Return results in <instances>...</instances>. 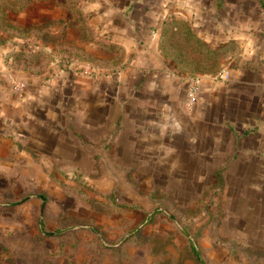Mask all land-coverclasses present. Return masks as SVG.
Segmentation results:
<instances>
[{"label": "rangeland", "instance_id": "1", "mask_svg": "<svg viewBox=\"0 0 264 264\" xmlns=\"http://www.w3.org/2000/svg\"><path fill=\"white\" fill-rule=\"evenodd\" d=\"M133 3L146 9L147 35L104 46L26 48L0 31V264H264L262 144L241 143L187 102L194 76L226 82L252 63L264 79L253 61L264 55V0H135L130 15ZM50 5L15 22L59 19ZM179 21L226 46L217 72L184 73L164 57L161 33ZM23 49L50 57L23 70L11 65ZM152 90L163 100L143 99Z\"/></svg>", "mask_w": 264, "mask_h": 264}, {"label": "crops", "instance_id": "2", "mask_svg": "<svg viewBox=\"0 0 264 264\" xmlns=\"http://www.w3.org/2000/svg\"><path fill=\"white\" fill-rule=\"evenodd\" d=\"M125 1L123 4L120 3L121 1L118 2V0L80 1V5L99 41H106L111 36L116 38V35L120 33L128 35V33L133 32L138 38L147 35L148 27L143 20V14H146V9L136 8V3H133V11L132 15H130L129 7L131 2L135 0ZM51 4L50 6H55V4ZM32 7L21 14L29 12L33 9ZM260 36H263L260 42L261 46H257V48H264V34ZM117 42L122 44L123 41L118 40ZM262 52L264 53V50ZM150 55V50L144 49L142 51V56H144L146 61ZM99 56L105 58L102 54ZM253 61L256 66H261V70L264 68L263 54L259 56L256 54ZM250 64L252 67V63ZM251 67L243 65L232 70L230 78L226 82H220L217 77L212 75H203L204 81L198 97L196 111H198L200 119H206L213 125L225 127L227 133L230 132L241 143L262 144L261 147L257 146L253 149H256L255 152L257 151L260 157L264 159V79L259 80L255 77L258 76V73L252 72L251 69L254 70L255 68ZM147 82V80L142 81L145 84ZM141 85L143 84L139 86ZM136 87L137 81L134 83V89ZM142 94H144L143 99L146 100H153L154 97L163 100L161 97L163 95L162 92L152 90ZM142 94L139 95L140 100ZM165 98L164 102L168 99L167 97ZM214 142L215 139L212 143Z\"/></svg>", "mask_w": 264, "mask_h": 264}, {"label": "trees", "instance_id": "3", "mask_svg": "<svg viewBox=\"0 0 264 264\" xmlns=\"http://www.w3.org/2000/svg\"><path fill=\"white\" fill-rule=\"evenodd\" d=\"M81 0H0V31L10 39L24 40L25 46L32 47L34 41L41 39L49 41L54 45L53 51L65 52L67 50L79 49L77 43L80 41L87 44H99L104 46V41H99L94 29L91 27L81 5ZM53 3L59 9V19L46 20L41 26L38 20L26 21L25 23L15 22V17L22 12H26L36 3ZM51 24H58V31L50 30ZM164 26L161 33L159 49L166 59L172 60L176 69L181 72H191L193 74L205 71H216L220 68L215 62L223 55L226 46L211 47L194 29L185 21H179L167 29ZM172 32L170 40H166V33ZM7 38H0V44L7 41ZM42 53L45 57L50 54L41 50L29 51V49L18 50L12 53V63L14 67L30 70L42 61ZM54 53V52H53ZM75 54V53H74ZM87 59L95 58L92 55H84ZM50 61V60H48ZM213 66H212V65ZM41 70V69H40ZM150 220V219H147ZM147 222V221H144ZM191 253L202 263L199 250L191 244Z\"/></svg>", "mask_w": 264, "mask_h": 264}, {"label": "built area", "instance_id": "4", "mask_svg": "<svg viewBox=\"0 0 264 264\" xmlns=\"http://www.w3.org/2000/svg\"><path fill=\"white\" fill-rule=\"evenodd\" d=\"M219 77L223 80H227L229 77V72L224 70L220 72ZM16 85V87L19 88L20 83H16ZM202 86L203 80L199 75L190 79L187 89V102L189 107L192 108L194 105H196Z\"/></svg>", "mask_w": 264, "mask_h": 264}]
</instances>
